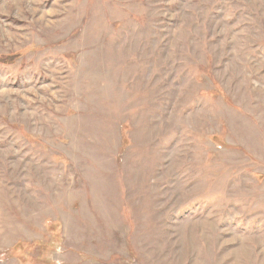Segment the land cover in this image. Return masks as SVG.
<instances>
[{
	"label": "rangeland",
	"instance_id": "obj_1",
	"mask_svg": "<svg viewBox=\"0 0 264 264\" xmlns=\"http://www.w3.org/2000/svg\"><path fill=\"white\" fill-rule=\"evenodd\" d=\"M0 264H264V0H0Z\"/></svg>",
	"mask_w": 264,
	"mask_h": 264
}]
</instances>
